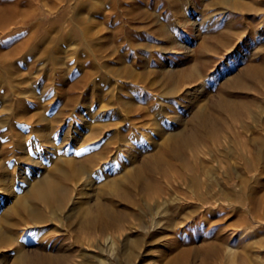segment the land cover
Masks as SVG:
<instances>
[{"label": "rangeland", "instance_id": "obj_1", "mask_svg": "<svg viewBox=\"0 0 264 264\" xmlns=\"http://www.w3.org/2000/svg\"><path fill=\"white\" fill-rule=\"evenodd\" d=\"M42 11L21 55L2 59L13 46L0 33V229L14 238L0 264H264V0H42ZM104 77L123 102L88 90ZM108 140L118 159L69 203L75 178L58 166ZM46 174L69 187L57 214L32 190Z\"/></svg>", "mask_w": 264, "mask_h": 264}, {"label": "bare ground", "instance_id": "obj_2", "mask_svg": "<svg viewBox=\"0 0 264 264\" xmlns=\"http://www.w3.org/2000/svg\"><path fill=\"white\" fill-rule=\"evenodd\" d=\"M25 6H27V7H25ZM53 10H54V8L52 7L50 12H52ZM57 11L58 10H55V12H57ZM41 17H43V18L45 17L44 14H43V11H42V0H0V33L6 34L7 37H6L5 40L11 42V44L13 46V47H11V50L9 51L8 54H5V53L2 54V59L6 60L10 56V53H12V54H19L20 53V55H21L22 52L24 53V49L26 48V42H27V39H26L27 22L31 18L39 19ZM58 21H59V19H56V20L53 21V23L58 24ZM89 46H90V49L93 50V53L95 55H97V53H96L97 51L94 50L92 45H89ZM101 48H103V47H101ZM11 51H13V52H11ZM22 63H24V65L26 64L25 57L21 58V64ZM91 64L94 67H98V68L102 65L100 63L98 57H95L94 59H92ZM104 65H106V63ZM91 75H92V72L86 71L84 73V75L80 79L76 80L75 82H73V84H71V88L72 89H76V88H80L82 85L84 86L85 82L91 77ZM99 81H101V83H104V85L101 86V84L98 81L94 82V80H93V81H91L92 83L88 87L89 88L88 90H90V89L95 90L96 87L97 88H101L102 90L105 89V88H108L107 91H110L117 98V100L123 102V98L121 96H119V94H118L119 90L121 89V85H122L121 83H119L118 79L104 77L103 79H101ZM104 86H106V87H104ZM68 99H69L68 101L70 102L71 100L74 99V96L73 97L72 96H68ZM133 117L134 116H132L131 112L128 111V110L125 113L122 112V119L123 120H133ZM42 118L44 120L48 119L45 116L42 117ZM99 120H101V118ZM107 126H108V124L102 123L101 121L100 122H96V121H92V120H87L86 121V128L87 127L88 128L89 127L90 128H102V127H107ZM122 129L123 128L121 126H117L116 127V131H115L116 135L122 136ZM84 133L85 132H83L81 134V136L78 138V140H83L84 139L83 141H86V140H91V139H94V138H99L100 135L102 134V129H100V131L96 132V133L89 132L91 134H88V135L87 134L84 135ZM174 136L175 135L172 134V133L168 134L166 136V140L169 141V140L173 139ZM19 142L20 141H18V143ZM21 143H22V141H21ZM110 143H111V140L106 141V144L104 146L102 145L103 147H100L101 148L100 150L98 149L99 151L95 152L94 154H90V155L84 157L83 159H81L79 161H76L77 159H72L71 158L69 160V162H71V166H72V168L70 170L62 169V167L60 165L58 166L60 171L65 176H67L69 178H75V183H74V186H73V189H72L74 191V193H73L72 197L70 196L71 198L69 197L70 198L69 199L70 200L69 203L72 200H74L75 197H77V194L81 193L82 190H83V193H85V189H86V192H87L88 189L90 187H92L96 183L95 179H96L97 176H99L98 173L103 171L104 168L108 167L107 165H109V163L114 162L113 160L115 158L118 159L117 157L119 156V153L122 150V145L121 144L117 145L115 151H113V148L110 146ZM238 151H239V149H238ZM112 154H114V155H112ZM242 154L245 156V153L242 152ZM256 154L257 155L255 156V159L256 158L258 159L262 155V152H259V153H256ZM243 155H241V156H243ZM244 156H243V158H244ZM250 160H252V159L250 158ZM253 160H254V158H253ZM135 166L136 165H134L133 168L135 170H137V167H135ZM111 170H112V168H111ZM120 179H122V178H120ZM183 179L186 181L185 183L187 185L186 184L185 185H186L187 189L189 191L194 192L197 195L196 197L198 198V200H200V202H202V204H204V202L208 198L204 196V193L202 191V188H203L204 184L199 180V177L198 176H192V177H187V178L184 177ZM181 180L182 179H179V181H181ZM240 180H241V177H240ZM240 180H239L238 183H240ZM242 180H245V177ZM106 183H109L111 185V187H112V185H114V184H116L118 182L115 183V180H111L110 179ZM31 184H32V190H34V192H36V194H38L37 195L38 198H40L41 201H43L45 203V205L47 204V205L51 206V212L53 214H57L58 209H61L64 206L65 201L68 198L67 196H69L68 195L69 194V187L66 184H64L63 182H61V181L59 182L57 180H54L49 174H46V175L42 176L41 178H39L35 182H31ZM240 185H243V184L241 183ZM244 187H245V185H244ZM230 190H232V189H229L228 191L226 190L225 199L230 196V193H231ZM192 198H194V197H192ZM211 198H213V197H211ZM218 199H216V200L218 201ZM252 199H253V202H254L255 201L254 198H252ZM151 201L152 200H150V204L149 205H152V206H150V209L152 211L156 210L158 205L160 207L161 202L155 200L154 204H151ZM71 204H72V202H71ZM193 206H195V205L193 204ZM200 206H202V205H200ZM26 209L29 211V213L31 214V216H32L34 221L40 222V221H44L46 219L44 217V215L41 214L37 210L38 208L36 209L32 205L27 204V208ZM196 210L200 213V210H198L197 208H196ZM156 211H158V210H156ZM190 211H191L190 216H192L193 211H195V208L191 209ZM190 211H188V212H190ZM197 211H196V213H197ZM183 214H184L183 215L184 219H187L186 218V217H188L187 212L184 211ZM196 215L197 214H195V216ZM170 220H169L170 221V226L171 225L175 226V224H176L175 222L176 221L174 222L173 219H170ZM23 233H25V230H24ZM11 238H13V236H11L10 233H7L6 231L2 230V228L0 229V241L1 242L10 241ZM16 238H20V237L17 236ZM18 243H19V241H18ZM20 255H21V253H20ZM82 263H84V262H82Z\"/></svg>", "mask_w": 264, "mask_h": 264}]
</instances>
